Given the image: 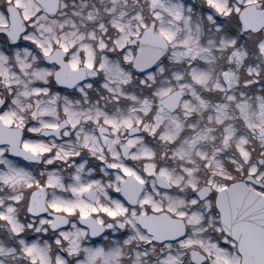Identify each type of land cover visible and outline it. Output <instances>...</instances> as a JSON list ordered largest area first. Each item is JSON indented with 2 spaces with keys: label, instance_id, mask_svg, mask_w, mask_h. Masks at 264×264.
Returning <instances> with one entry per match:
<instances>
[{
  "label": "snow or ice",
  "instance_id": "obj_1",
  "mask_svg": "<svg viewBox=\"0 0 264 264\" xmlns=\"http://www.w3.org/2000/svg\"><path fill=\"white\" fill-rule=\"evenodd\" d=\"M0 264H264V0H0Z\"/></svg>",
  "mask_w": 264,
  "mask_h": 264
}]
</instances>
